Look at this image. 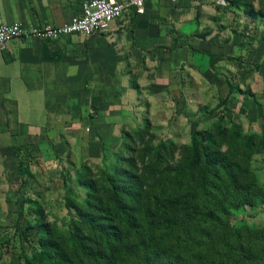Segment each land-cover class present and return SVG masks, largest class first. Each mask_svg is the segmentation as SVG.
<instances>
[{"label": "crops", "instance_id": "1", "mask_svg": "<svg viewBox=\"0 0 264 264\" xmlns=\"http://www.w3.org/2000/svg\"><path fill=\"white\" fill-rule=\"evenodd\" d=\"M83 1L0 0V23L58 26L79 16ZM259 1L248 12L230 0H147L90 36L11 40L0 50L5 202L39 193L53 208L64 202V184L79 199L75 169L109 167L123 130L141 127L145 114L157 135L172 138L219 115L260 131L248 95L264 103Z\"/></svg>", "mask_w": 264, "mask_h": 264}, {"label": "trees", "instance_id": "2", "mask_svg": "<svg viewBox=\"0 0 264 264\" xmlns=\"http://www.w3.org/2000/svg\"><path fill=\"white\" fill-rule=\"evenodd\" d=\"M230 1L253 12V0ZM248 95L258 132L223 115L194 127L187 144L168 138L149 146L155 134L146 114L141 127L123 130L110 167L85 161L75 169L81 199L64 184L72 213L64 229L47 219L39 193L22 196L18 212L31 219L14 224L18 257L25 264H264V224L233 216L264 200V181L251 166L264 155V103Z\"/></svg>", "mask_w": 264, "mask_h": 264}, {"label": "rangeland", "instance_id": "3", "mask_svg": "<svg viewBox=\"0 0 264 264\" xmlns=\"http://www.w3.org/2000/svg\"><path fill=\"white\" fill-rule=\"evenodd\" d=\"M194 127H197V125H194L191 128L190 137ZM247 129L251 128L248 126ZM152 131L155 134V138H153V140H147V144L149 146H151L152 144L156 145L159 141L168 138L172 139L178 144H187L190 140V137L187 134L182 135V137L180 138H172L168 137L167 135H157L153 128ZM251 131L256 132L255 130ZM111 164L112 163H110L109 167L111 166ZM251 166L257 173L260 181H264V155H255L251 160ZM9 189H11V186H8V184H6L4 180H0V224H2V226L4 227V229H0V264H25L23 259L18 257L20 252V246L18 243V239H15L16 236L14 233V224L18 222L22 225H25L26 220L31 219V217L26 211L22 214L18 212L17 202L14 206L13 204L10 205L8 202H5L4 196L5 194H7L6 192ZM78 193L79 199H81L83 191H80ZM44 204L45 209L49 210L47 213V219L51 222H55L59 229L66 228L72 214L69 209L61 203H59L58 205L54 204L53 208L49 206L47 202H44ZM9 205L11 209H9ZM10 210H12V212ZM6 211H8L10 214H6ZM233 216L238 220H243L247 225H263L264 200L263 203L257 204L256 206H246L244 208V211H235V214H233Z\"/></svg>", "mask_w": 264, "mask_h": 264}, {"label": "built area", "instance_id": "4", "mask_svg": "<svg viewBox=\"0 0 264 264\" xmlns=\"http://www.w3.org/2000/svg\"><path fill=\"white\" fill-rule=\"evenodd\" d=\"M147 0H84L79 16L61 25L44 24L28 27L20 22L0 23V50L6 48L14 38L36 36L42 39L54 40L71 34L90 36L106 30L110 23L119 18L128 8L142 12ZM178 2L180 0H170ZM224 3L225 0H216Z\"/></svg>", "mask_w": 264, "mask_h": 264}, {"label": "water", "instance_id": "5", "mask_svg": "<svg viewBox=\"0 0 264 264\" xmlns=\"http://www.w3.org/2000/svg\"><path fill=\"white\" fill-rule=\"evenodd\" d=\"M259 71H260L261 75L264 77V62L262 64V66L260 67Z\"/></svg>", "mask_w": 264, "mask_h": 264}]
</instances>
